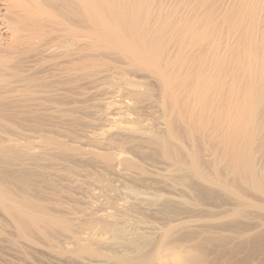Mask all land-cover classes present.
Segmentation results:
<instances>
[{"label": "bare ground", "instance_id": "obj_1", "mask_svg": "<svg viewBox=\"0 0 264 264\" xmlns=\"http://www.w3.org/2000/svg\"><path fill=\"white\" fill-rule=\"evenodd\" d=\"M39 253L264 264V0H0V264Z\"/></svg>", "mask_w": 264, "mask_h": 264}, {"label": "rangeland", "instance_id": "obj_2", "mask_svg": "<svg viewBox=\"0 0 264 264\" xmlns=\"http://www.w3.org/2000/svg\"><path fill=\"white\" fill-rule=\"evenodd\" d=\"M131 77V76H130ZM129 76L128 77H126L127 78V82H130V80L133 78V79H136L135 81H132L131 80V82H136L137 80V82L138 83H136V85L138 86V89H139V91L141 90V89H143L144 90V88L143 87H145V90H144V92H143V90H141L142 91V95H143V93H145L146 95L147 94H149V95H147L148 96V98H150V99H152V97H153V99L155 98L154 96H155V94H153L152 93V90H151V88L150 87H148L149 88V92H148V88L146 87V86H143V85H145V84H143V82L141 83H139V79H137L135 76H132L131 78H130ZM128 79H129V81H128ZM123 84V85H122ZM121 84V88H118V87H120V86H117V89H115L116 88V84H115V90L113 89V90H111L112 91V94H113V91H114V93H115V95L113 94L112 95V97H110L111 96V92H110V90H109V94L110 95H108V93H106V95L108 96H106L105 94H104V97H103V99H105V100H103L102 99V97H101V94H99L96 98H99V100H96L95 101V98L93 97V99L91 100V103L92 104H94L95 106H96V103H97V105H98V108H101L100 110H98V111H100V113H101V111L103 112V113H101L102 115H105V119L106 120H104V122L106 123V125H108V126H113V127H125V125H126V127L125 128H127V126L130 128V129H135L136 128V126L137 127H139V126H141L142 127V129L146 132V128H149L150 129V131H152L153 129V127L155 128V127H157V128H159V124L160 123H158V122H160L161 121V118H160V115L158 114L159 113V111H157L158 109H156L157 107H155V106H153V105H149L150 106V109H149V107L146 105L145 107H144V109H143V107L142 106H144V105H141V107H139V105H140V103L138 102V103H136L135 101H133L132 99H129L128 98V96L126 95V92H127V89L129 88V89H131L132 87L131 86H129L127 83H122ZM128 87H126V86ZM142 85V86H141ZM124 86V87H123ZM137 86L135 87H133V89H135V90H137L138 91V89H137ZM127 89H126V88ZM122 88H123V90L125 91H123L122 90ZM147 88V89H146ZM120 91H119V90ZM147 90V91H146ZM151 90V91H150ZM123 93H125V94H122V92ZM118 92V93H117ZM148 92V93H147ZM121 93V94H120ZM144 94V95H145ZM103 95V94H102ZM145 95V96H146ZM151 95V96H150ZM107 98H106V97ZM150 96V97H149ZM101 97V98H100ZM114 98V99H113ZM120 100V101H119ZM131 100V101H130ZM94 101V102H93ZM105 101V102H104ZM111 101V102H110ZM96 102V103H95ZM99 102V103H98ZM131 102H132V104H131ZM122 104V105H121ZM129 104V105H128ZM137 104V105H136ZM135 105V106H134ZM108 106V107H107ZM117 106V107H116ZM152 106V107H151ZM102 107H103V109H102ZM105 107V108H104ZM112 107V108H111ZM95 108H97V106L95 107ZM110 108V109H109ZM117 108V109H116ZM136 108H137V110H136ZM139 108H140V110H139ZM108 109V110H107ZM112 109V110H111ZM116 111H115V110ZM143 109V110H142ZM146 109V110H145ZM104 110V111H103ZM108 112H107V111ZM112 111V113H110ZM118 111V112H117ZM127 112V113H126ZM136 112V113H135ZM157 112V113H156ZM110 113V114H109ZM118 113V114H117ZM109 114V117H107V115ZM125 115V116H124ZM111 116V117H110ZM139 116V117H138ZM107 117V118H106ZM113 117H114V119H113ZM127 118H129V119H127ZM108 119V120H107ZM124 119V120H123ZM131 120V121H130ZM157 120H159V121H157ZM108 121V122H107ZM126 121V122H125ZM111 122V123H110ZM137 122V123H136ZM104 123V124H105ZM107 123H109V124H107ZM130 123H131V125H130ZM135 125V126H134ZM154 125V126H153ZM130 126H133V127H130ZM141 127H140V130H142L141 129ZM145 128V129H144ZM139 129V128H138ZM142 130V131H143ZM154 130H156V128L154 129ZM147 131L149 132V130L147 129ZM95 133H96V131H95ZM122 189V188H121ZM120 189V192L121 191H126V190H121ZM126 193V192H125ZM123 194V192L120 194L119 193V195L121 196ZM124 195V199H127L128 201L131 199L129 196H128V194H123ZM126 195V196H125ZM129 197V198H128ZM123 198V197H122ZM64 202V201H63ZM80 202H82V201H80ZM83 203V202H82ZM82 203H77V205L78 206H80ZM66 204V205H65ZM63 205H65V206H67V203H65L64 202V204ZM83 207L84 206H86V204L84 205H82ZM82 206H80V207H82ZM144 211H145V209L143 208L142 210H140V212H143V213H139L140 215H144L145 217L147 216H149V218H150V220H151V218L152 217H154V216H151V214H149V213H146V214H148V215H146V214H144ZM146 212V211H145ZM151 216V217H150ZM148 218V219H149ZM155 218V217H154ZM152 220H153V218H152ZM151 220V221H152ZM155 221V219L152 221V222H154ZM55 235V239H54V241H55V243L54 244H57V245H54V248H53V254L55 253L56 255H57V253L58 254H60L59 252H61L60 250V248H62V246L61 245H63L64 247H65V245H64V242H60L59 240H56V236L58 235V234H54ZM60 235H58V238H60L59 237ZM61 243V245H59V243ZM63 247V248H64ZM106 248V247H105ZM105 250V249H104ZM106 251V250H105ZM47 257V258H46ZM49 257L47 256V255H45V254H43V253H39L38 255H37V258H36V264H52V262H51V258L50 259H48ZM48 260H49V262H48ZM54 261V260H53ZM54 263V262H53ZM55 264V263H54ZM58 264H78L77 262H73V260H61V263H60V261L58 262Z\"/></svg>", "mask_w": 264, "mask_h": 264}]
</instances>
